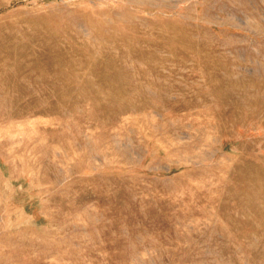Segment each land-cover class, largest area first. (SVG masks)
I'll return each instance as SVG.
<instances>
[{
    "label": "rangeland",
    "instance_id": "obj_1",
    "mask_svg": "<svg viewBox=\"0 0 264 264\" xmlns=\"http://www.w3.org/2000/svg\"><path fill=\"white\" fill-rule=\"evenodd\" d=\"M0 264H264V0H0Z\"/></svg>",
    "mask_w": 264,
    "mask_h": 264
}]
</instances>
